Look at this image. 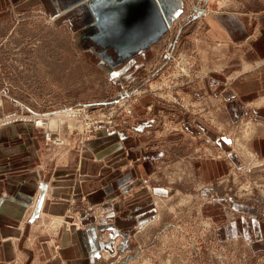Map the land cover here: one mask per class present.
<instances>
[{"label": "rangeland", "instance_id": "374dc122", "mask_svg": "<svg viewBox=\"0 0 264 264\" xmlns=\"http://www.w3.org/2000/svg\"><path fill=\"white\" fill-rule=\"evenodd\" d=\"M219 13L255 21L264 0H183L170 8L162 38L134 57L140 70L129 77L132 58L112 65L110 37L114 46L121 41L114 23L96 21L84 32L85 18L53 17L33 0H0V97L13 102L0 115L48 121L52 140L46 126L33 125L56 163L64 152L73 157L85 141L119 127L142 140L139 147L164 146L170 153L156 176L170 190L166 202L134 227L125 249L104 251L97 264H264V157L249 147L264 134V117L257 114L264 97L248 100L244 114L230 123L224 102L213 104L204 85L213 70L257 79L264 61L257 62L248 43L224 40L213 24ZM118 69L125 71L117 75ZM69 111L83 114L66 118ZM197 121L229 138L242 162L208 179L200 169L187 170L186 161L197 157L224 158L201 130L188 129ZM18 123L25 122L4 127ZM88 123L92 128L84 130ZM76 222L71 225L81 226Z\"/></svg>", "mask_w": 264, "mask_h": 264}, {"label": "crops", "instance_id": "0c3cea01", "mask_svg": "<svg viewBox=\"0 0 264 264\" xmlns=\"http://www.w3.org/2000/svg\"><path fill=\"white\" fill-rule=\"evenodd\" d=\"M33 1L44 3L53 17L73 21L85 18L84 32L92 31L96 21L117 25L114 34L121 40L118 46L111 42L108 31L104 35L110 37L111 48L116 52L112 65L132 58L129 77L140 70L134 57L162 38L170 8L180 7L183 2ZM162 1L167 15L161 12ZM213 17L214 27L224 40L242 46L248 43L257 62L264 61V13L251 22L230 13ZM96 30L101 35L100 29ZM124 71L116 70L117 75ZM239 74L230 76L213 70L204 83L213 104L224 102L222 110L230 123L237 122L244 114L248 100L264 97V69L257 79H243ZM0 100L3 101L0 111L13 106L6 96ZM257 114L264 117V108L257 109ZM188 126L192 133L201 130L208 140L220 146L224 158L197 157L186 161L187 170L200 169L208 179L223 175L231 164L237 166L242 162L241 155L232 150L231 140L214 128L203 121ZM141 143L142 140L123 127L112 132L103 130L85 141L73 157L70 151L64 152L63 162L56 163L41 131L33 123L0 128V264H97L104 251L125 249L134 227L155 215L170 193L166 183L156 178L169 151L164 146L146 150L139 147ZM249 147L264 157V134H258ZM180 152L181 149L174 147L175 157L181 158ZM75 221L81 226L71 225Z\"/></svg>", "mask_w": 264, "mask_h": 264}, {"label": "built area", "instance_id": "2783aa9c", "mask_svg": "<svg viewBox=\"0 0 264 264\" xmlns=\"http://www.w3.org/2000/svg\"><path fill=\"white\" fill-rule=\"evenodd\" d=\"M94 105H96V104L94 103ZM79 113L83 114L82 112H79ZM21 121H24L25 123H33L37 127H43V126L47 127V124H48V121L46 123L44 121V119L42 117H39L38 115H36V117H33V118L32 117L31 118H29V117L21 118V117H18L16 115V113H10V114H7V115L6 114L5 115H0V128L6 126L8 124L21 122ZM41 121H43V123H41ZM39 122H40V124H39ZM86 128H87V130L92 128L91 124L88 123L87 127H84L83 129L85 130ZM47 129H48V127H47ZM47 131L48 132L46 133V138L48 140H52L53 137H52L51 131H49V129ZM75 223H77V222L75 221ZM77 226H78V223H77Z\"/></svg>", "mask_w": 264, "mask_h": 264}, {"label": "bare ground", "instance_id": "6f19581e", "mask_svg": "<svg viewBox=\"0 0 264 264\" xmlns=\"http://www.w3.org/2000/svg\"><path fill=\"white\" fill-rule=\"evenodd\" d=\"M73 116V117H76L77 115H78V112H75V114H74V111H69V115L68 114H65L64 116H66V118H71L70 116L71 115ZM84 116V115H83ZM79 117V116H78Z\"/></svg>", "mask_w": 264, "mask_h": 264}]
</instances>
